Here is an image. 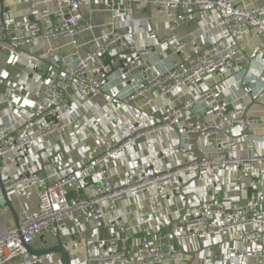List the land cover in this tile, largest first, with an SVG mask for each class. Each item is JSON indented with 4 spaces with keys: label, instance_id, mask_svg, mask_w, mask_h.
<instances>
[{
    "label": "built area",
    "instance_id": "obj_1",
    "mask_svg": "<svg viewBox=\"0 0 264 264\" xmlns=\"http://www.w3.org/2000/svg\"><path fill=\"white\" fill-rule=\"evenodd\" d=\"M26 1L29 8L24 18L15 17L8 5L0 3V55L6 54L12 64L22 56L27 45L39 38H66L77 46V36L93 27L85 20L82 9L102 1L112 11L131 15L136 6L153 8L157 17L167 21L171 31L177 29L179 22L191 21L193 9L202 13L218 11L220 17L213 23L215 30L239 37L254 33L262 39L263 50L258 61L264 71V11L251 4H238L240 0ZM50 3L54 4V9ZM145 34L153 36L155 33L148 30ZM132 35L136 38L138 32L133 31ZM116 45L140 58L134 59L129 67L115 71L109 63L108 52ZM173 48L181 55V67L155 72V65L145 59L151 54V47L140 49L137 43L112 33L93 51L78 53L70 59L73 66L68 61L58 63L50 81L33 76V85L41 84L39 96L32 106L19 108L23 122L17 129L18 134L13 135L17 121L11 128L0 125V161L8 155L19 156L23 171L10 179L6 189L8 193L20 195L32 186L37 191L38 203L33 212L20 220L19 226L0 233V264H40L49 260L56 253L33 255L28 246L44 233L56 232L65 220L85 215L101 222L106 216L102 202L115 205L125 196H138L159 188L165 196L169 192L184 194L185 177L192 178L191 182L204 189L205 198L200 201L198 198L197 212L181 220L183 232L166 247L153 246L148 235L141 233L139 258L146 264H264V136H255L260 130L264 132V118L250 116L246 107L225 99V91L229 89L225 83L215 89L204 88L196 94L190 90L201 87L210 77L219 79L228 73L244 49L229 45L227 40L199 46L193 52L182 41H177ZM259 78L256 75L252 81ZM115 82L126 83L117 93V99L134 103L140 109L152 108L158 99L169 100L177 91L181 92V101L168 102L170 105L163 108L158 123L152 126L133 128L122 123L123 138L105 141L101 137V151L80 168L70 162L58 166L61 163L58 158L63 155L60 154L46 174L39 175L40 160L44 158L34 156L36 144L51 135L62 137L68 131L70 123L64 118L68 113L65 102L70 100L71 90L74 87L82 90L85 101H89L105 96ZM8 101L4 96L0 98V105ZM168 130H176L186 142L195 141L196 156L182 165L162 170L155 166L154 157L143 160L138 144L148 136ZM59 142L62 143L59 140L58 145ZM240 145L247 146L243 155L236 154ZM131 148L135 149L133 154L128 152ZM123 153L131 166L124 182L117 185L106 165ZM51 155L49 151L45 159ZM162 159L167 163L169 153ZM220 171L228 172V176L223 177V189L218 187ZM51 176L53 181H50ZM95 180L101 184L99 193L88 189V184ZM235 191L239 200L223 197ZM210 237H220L222 250L212 244L203 249L196 262L185 261L183 242ZM106 246L107 252L92 256L88 264H132V256L120 248L116 237H110Z\"/></svg>",
    "mask_w": 264,
    "mask_h": 264
},
{
    "label": "crops",
    "instance_id": "obj_2",
    "mask_svg": "<svg viewBox=\"0 0 264 264\" xmlns=\"http://www.w3.org/2000/svg\"><path fill=\"white\" fill-rule=\"evenodd\" d=\"M0 3L8 5L17 18H24L28 14L29 5L26 0H0ZM238 4H251L264 11V0H240ZM50 7L54 9V4L50 3ZM82 12L85 20L93 27L77 36V46L66 38L58 40L39 38L26 46L22 56L14 64L6 54L0 55V98L6 96L9 99L7 103L0 105V125L11 128L14 121H17L18 127L13 130V135L18 134L17 129L23 122L19 108L32 106L33 100L39 96L41 84L33 85V76L37 75L43 81H50L56 73L58 63L68 61V64L73 66L70 59L78 53L86 54L93 51L112 33L123 35L129 42L137 43L140 49L151 47V54L145 56V59L155 65V72L164 71L169 67H181V55L173 48L177 41L187 43L190 52L199 46H207L220 40H227L232 46H240L244 49L243 53L237 56L228 73L221 75L219 79L210 77L201 87L190 90L196 94L204 88L215 89L225 83L229 86L225 91V99L232 101L236 106L246 107L250 116L264 118V71H261L258 61V56L263 50V41L254 33L239 37L230 33L223 35L219 30H215L213 23L220 17L218 11L202 13L199 9H193L191 11L193 19L189 22H179L175 31L170 30L166 20L157 17L153 8L143 9L136 6L131 15L125 11H112L107 3L100 1L91 7H84ZM148 30H153L155 34L148 36L145 34ZM133 31L138 32L136 38L132 35ZM247 44L249 46L245 47ZM108 58L113 69L117 71L129 67L134 59L140 57L127 53L116 45L109 50ZM256 75L260 78L252 81ZM125 86V82H115L110 85L105 96L89 101H85L86 95L82 90L74 87L70 100L65 102V111L68 113L64 118L70 123L68 131L62 137L51 135L41 140L36 144L34 156L40 155L45 159L49 151L52 154L60 152L58 141L61 140L67 156L61 155L58 158L61 163L57 165L70 162L80 168L89 158L101 151L99 147L101 137L105 141H118L123 138L122 123L133 128L152 126L158 123L163 108L170 105L168 102L178 104L181 101V92L177 91L169 100L158 99L152 108L140 109L134 103L117 99V93ZM180 135L176 130H168L146 137L138 144L141 157L144 161L149 156L154 157L155 166L162 170L182 165L196 156V143L186 142ZM255 136L262 138L264 132L260 130ZM192 147L195 149H191ZM45 150L48 152H44ZM134 151V148L128 150L131 154ZM246 151L247 146L240 145L236 149V154L243 155ZM167 153L169 161L164 163L162 158ZM124 155V153L118 155L106 165L113 182L117 185L124 182L125 174L131 166L130 160ZM0 168L5 185H9L10 179L23 171L17 154L8 155L1 160ZM227 176L228 172H219V188L223 189V177ZM229 177H233L231 173ZM53 180L54 177L51 176L50 181ZM191 180L189 177L183 179L184 194L181 195L169 192L165 196L162 188H159L138 196H125L115 205L104 201L101 206L106 215L105 220L95 222L90 216L85 215L65 220L56 232H46L38 237L31 245V249L35 253H41L62 245L71 256V264H88L92 256L106 253V241L110 237H116L120 248L132 256V264H146L138 256L141 249L140 234L146 233L153 246L166 247L183 232L181 220L196 213L200 206L199 201L205 198L204 189L197 187ZM88 189L91 193H99L101 184L98 180L91 181ZM147 196L151 199L146 200ZM223 197L227 200H239L236 191L225 193ZM10 198L20 220L37 207V191L32 186L20 195L10 193ZM3 204L5 199L0 186V233L15 225L12 211L8 207H3ZM220 242V237L183 242L181 247L185 261L196 262L203 249L212 244L219 245V250H222ZM40 264H66V257L57 251L54 257Z\"/></svg>",
    "mask_w": 264,
    "mask_h": 264
},
{
    "label": "water",
    "instance_id": "obj_3",
    "mask_svg": "<svg viewBox=\"0 0 264 264\" xmlns=\"http://www.w3.org/2000/svg\"><path fill=\"white\" fill-rule=\"evenodd\" d=\"M59 146H60V152L52 154L51 156H49L47 158V160H45V159H41L40 160V164L41 165H40V170L38 171L39 175L46 174L47 169L54 165V160L57 159L60 154L66 155V150L63 147L62 143L59 142ZM0 186H1V190H2V193H3L4 199H5V204H3V207H8L12 211V213L14 215V219H15V225L19 226L20 219H19L15 209L13 208V205H12V202H11V198L9 196V193H8V191L6 189V185L4 183V179H3V174H2L1 168H0ZM28 250L33 255H40V254L44 255V254H48V253H57V251L58 252L60 251L66 257V264H71L72 263V259H71V256H70L68 250L62 245H59L58 247H54V248H51V249H47L46 251H43L41 253H35L31 249V247H29V246H28Z\"/></svg>",
    "mask_w": 264,
    "mask_h": 264
}]
</instances>
